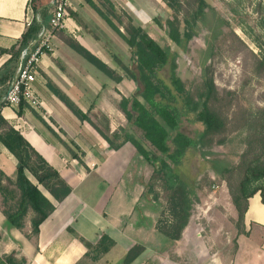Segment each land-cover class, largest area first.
I'll use <instances>...</instances> for the list:
<instances>
[{
  "label": "rangeland",
  "instance_id": "374dc122",
  "mask_svg": "<svg viewBox=\"0 0 264 264\" xmlns=\"http://www.w3.org/2000/svg\"><path fill=\"white\" fill-rule=\"evenodd\" d=\"M88 1L107 15L121 32L123 28L117 21L127 25L130 18L134 25H139L152 40L166 49L170 61L176 66V77L187 90L198 88L202 82V69L210 67L216 88L233 94L230 97L233 98L232 105L227 108L222 104L216 111L220 123L225 124L224 118L227 117L232 126H217L214 130L217 134L210 139L214 144L210 152L194 157L190 166L174 170L193 191L190 193L187 224L179 240H167L157 232L152 240L138 232L133 238L138 240L132 241L138 242L134 246H140L143 251L130 264H264V228L251 226L248 232L242 228L239 233L237 213L231 204L226 184L217 179L215 172L217 170L218 173L222 167L237 165L246 148V144H242L246 134L230 132L231 128L237 126L234 119L235 96L246 109L264 106V69L255 65L257 59L264 64V49L261 48L262 45L264 47V0H203V5L197 0H180V13L168 9L163 0H69L65 23L70 21L72 24L69 27L71 34L64 36L62 31L68 30L65 28L54 31L53 36L57 39H75L74 35L81 34L89 36L94 43L101 45L116 70L106 65L118 75L121 71L122 76L127 78L121 66L130 65L128 47ZM195 7L201 13L192 26L193 37L180 46L174 45L159 25L164 27L167 20L177 15L182 33L183 20H191ZM65 49L75 59L90 87L111 81L69 47ZM169 67L170 64L159 73L164 80H168ZM128 81L127 99H130L137 95L139 88ZM221 98L225 97L222 95ZM86 113L91 120L95 117L100 125H104L102 117H106L105 114L91 110ZM198 129L199 126L184 122L181 132L193 138ZM223 137L225 142L222 144L220 141ZM191 166L195 167L196 172L190 169ZM155 168L160 170L158 162L150 165L145 162L142 203L149 217L156 216L155 226L168 230L172 224L171 193L165 190L161 177L154 172ZM260 186L264 190V183L259 182L254 183L252 188ZM256 202V198L250 201L248 216L256 218L264 211V206H255ZM150 226L148 224L147 229ZM124 246L111 250L105 259L111 264H124L127 255H123ZM82 264L92 263L86 259Z\"/></svg>",
  "mask_w": 264,
  "mask_h": 264
},
{
  "label": "trees",
  "instance_id": "16d2710c",
  "mask_svg": "<svg viewBox=\"0 0 264 264\" xmlns=\"http://www.w3.org/2000/svg\"><path fill=\"white\" fill-rule=\"evenodd\" d=\"M163 1L168 9L176 13L182 11L180 0ZM197 2L200 5L204 4L203 0H197ZM89 5L130 51V65L121 66V70L128 80L137 84L139 89L136 96L130 99L122 98L118 103L126 126L111 133L106 117H102L104 125H100L95 117L91 120L87 113H82L58 89L49 85V90L80 122L89 123L110 149L116 151L129 143L147 164L159 163L160 170L155 168L154 172L161 177L165 190L171 193L172 224L168 230L158 225L155 228L165 238L177 241L187 224L191 203L190 193L193 191L174 170L190 166L194 157L210 152L214 146L210 139L217 134L214 132L217 126L222 128L232 126L233 123L227 117L224 118L225 124L220 123V116L216 115V111L222 104L229 108L233 102V98H230L233 94L216 88L210 67L202 69L200 86L191 91L187 90L175 75L176 66L170 61L168 51L152 40L139 25H134L130 18L127 25H121L122 23L117 21L123 28L121 32L107 15L96 9L91 2ZM197 8L195 7L191 14L190 21L186 18L183 20L182 33L177 15L172 20H167L164 27L159 25L174 45L180 46L182 42H188L193 37L192 26L201 13ZM47 12L48 9L42 10L40 21L34 19L22 34L18 47L9 51L13 61L10 66L0 72V85L3 86L13 79V71L18 64L20 53L23 50L33 49L41 28L48 25L43 22L48 15ZM60 39L110 80L115 83L121 81V77L115 71L92 55L75 39L71 37ZM261 48L264 49L263 45ZM169 64L170 74L168 80H164L159 73ZM255 65L264 69L263 62L258 59L255 60ZM222 95L225 98L222 99ZM226 97L229 99L227 100ZM23 105H25L24 102L19 108ZM234 119L237 126L231 128L230 132L245 133L247 137L244 136L242 144L245 143L246 148L240 155L237 165L222 167L219 168L218 173L217 170L215 172L217 179L226 184L231 204L237 213L236 225L240 233L248 199L258 193L261 204L264 206L263 188L261 186L252 188L254 183H264V106L246 109L241 106L239 98L235 96ZM39 120L44 124L41 119ZM184 122L200 127L193 138L181 132ZM220 142L223 144L225 137ZM0 143L16 161L14 180L0 175L4 182V184L0 182L2 214L7 224L17 230L23 228L24 219L30 215V236L36 241L39 226L54 211V205L43 195V192L56 203H60L70 195L71 188L21 135L6 123L1 115ZM70 154L73 159H77L83 165L75 153ZM190 169L196 172L194 166ZM28 175L35 184L28 179ZM153 200L156 199L153 198ZM80 241L87 248L85 258L91 263L98 261L115 245L114 241L106 235H102L95 245H89L82 239ZM142 251L140 246L132 247L124 259V264L133 262ZM0 260L2 264H26L25 260L17 259L14 255L4 256ZM83 261L77 264H82Z\"/></svg>",
  "mask_w": 264,
  "mask_h": 264
},
{
  "label": "crops",
  "instance_id": "0c3cea01",
  "mask_svg": "<svg viewBox=\"0 0 264 264\" xmlns=\"http://www.w3.org/2000/svg\"><path fill=\"white\" fill-rule=\"evenodd\" d=\"M52 1L0 0V72L11 65L13 59L9 51L18 47L22 34L34 19L40 21L44 9H48V15L43 22L48 24ZM69 22L65 23L68 30L62 31L64 36L71 34ZM74 38L92 55L116 70L99 43H94L85 34L74 35ZM51 41V51L41 59L36 69V80L31 86L37 101L36 108L25 104L14 110L3 105L1 99L8 82L0 85V115L59 174L71 188V193L62 202L56 203L43 192L54 205V211L39 226L36 241L30 236V215L24 219L22 229L11 228L2 214L0 197V259L14 255L17 259L25 260L26 264H77L86 259L88 252L80 239L95 245L102 235L115 243L109 252L125 244V248H122L123 255H126L138 243L133 242L138 240L133 239L138 232L148 235V239L159 233L155 228L156 216L149 217L142 203L145 161L129 143L116 151L110 149L95 129L74 117L48 86L62 92L82 113L91 110L105 114L112 133L126 126L118 103L122 98L127 99L129 81L119 71L122 77L119 83L111 80L90 87L62 40L54 35ZM17 61L13 78L19 65ZM70 153H75L83 165ZM15 174L16 161L0 143V175L14 180ZM28 179L35 184L29 175ZM2 180L0 178L4 184ZM254 198L257 200L256 207L262 205L259 195L248 199L243 217L245 232L251 226L264 228V211L256 218L248 216L250 201ZM148 224L151 225L149 229ZM129 243H133V246H128ZM107 254L92 264H111L105 259Z\"/></svg>",
  "mask_w": 264,
  "mask_h": 264
},
{
  "label": "built area",
  "instance_id": "2783aa9c",
  "mask_svg": "<svg viewBox=\"0 0 264 264\" xmlns=\"http://www.w3.org/2000/svg\"><path fill=\"white\" fill-rule=\"evenodd\" d=\"M51 4L52 14L48 25L41 28L33 49L31 51L23 50L20 53L16 74L7 84L2 96L1 103L14 110H18L22 102L31 108H36L37 101L31 90V86L36 80V69L41 59L51 51L53 32L66 28V9L69 6V0H53Z\"/></svg>",
  "mask_w": 264,
  "mask_h": 264
}]
</instances>
